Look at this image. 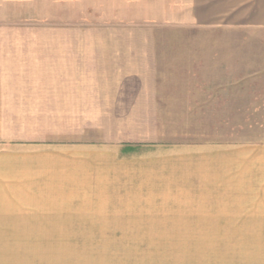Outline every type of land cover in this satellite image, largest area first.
<instances>
[{"label":"crops","instance_id":"crops-1","mask_svg":"<svg viewBox=\"0 0 264 264\" xmlns=\"http://www.w3.org/2000/svg\"><path fill=\"white\" fill-rule=\"evenodd\" d=\"M18 5L33 2L0 0V27ZM87 6L107 24L243 31L237 46H264V0ZM129 46L0 36V264H264V53H186V109L224 111L227 139L140 154L102 111L129 108L128 79L174 75Z\"/></svg>","mask_w":264,"mask_h":264},{"label":"rangeland","instance_id":"rangeland-1","mask_svg":"<svg viewBox=\"0 0 264 264\" xmlns=\"http://www.w3.org/2000/svg\"><path fill=\"white\" fill-rule=\"evenodd\" d=\"M32 2L33 6L18 5L17 20L0 27V36L34 39L122 38L129 42L130 54H139L138 60L141 53L145 54L146 62L143 64L146 70L161 69L173 72L174 77L161 78L150 75L127 80L129 108L102 111L105 119H108L110 114L114 122L121 120V124L103 126L113 140L130 142L138 146V152L142 154L141 152L159 150L186 152L196 148L191 146L198 144L201 138L210 141L227 139L224 111L186 109V78L182 57L188 52L220 54L236 50L244 52V49L246 52L264 53L263 45H236L238 39L243 43L242 38L248 37L247 33L205 31L192 34L183 28L168 25H113L104 22L103 15L90 16L88 0ZM8 26L11 28H7Z\"/></svg>","mask_w":264,"mask_h":264}]
</instances>
